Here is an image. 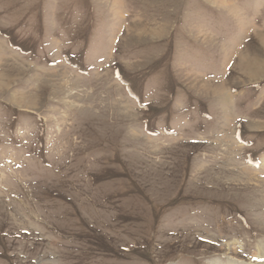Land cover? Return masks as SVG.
<instances>
[{"label": "rangeland", "instance_id": "374dc122", "mask_svg": "<svg viewBox=\"0 0 264 264\" xmlns=\"http://www.w3.org/2000/svg\"><path fill=\"white\" fill-rule=\"evenodd\" d=\"M220 1L0 0V264H264V0Z\"/></svg>", "mask_w": 264, "mask_h": 264}, {"label": "bare ground", "instance_id": "6f19581e", "mask_svg": "<svg viewBox=\"0 0 264 264\" xmlns=\"http://www.w3.org/2000/svg\"><path fill=\"white\" fill-rule=\"evenodd\" d=\"M219 1H220V0H219ZM221 1L223 2V1H225V0H221ZM221 1H220V2H221ZM222 4H223V3H222ZM224 4H225V3H224ZM225 5L227 6V4H225ZM228 5H229V4H228ZM224 98H225V96H224ZM225 101L227 102V98L225 99ZM228 102H229V101H228ZM225 104H226V103H225ZM226 105H227V104H226ZM227 106H228V105H227ZM258 250H259V254L261 255V253L264 252V247H263L262 249L259 248ZM227 264H241V263H236V262L228 261Z\"/></svg>", "mask_w": 264, "mask_h": 264}]
</instances>
